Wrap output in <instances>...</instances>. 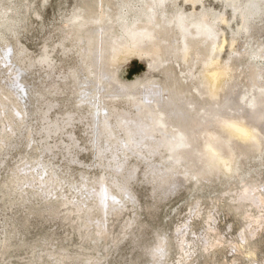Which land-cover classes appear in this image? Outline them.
I'll list each match as a JSON object with an SVG mask.
<instances>
[{"label":"rangeland","instance_id":"obj_1","mask_svg":"<svg viewBox=\"0 0 264 264\" xmlns=\"http://www.w3.org/2000/svg\"><path fill=\"white\" fill-rule=\"evenodd\" d=\"M216 110L259 145L217 133L232 161L202 173ZM259 112L264 0H0V264H264Z\"/></svg>","mask_w":264,"mask_h":264},{"label":"bare ground","instance_id":"obj_2","mask_svg":"<svg viewBox=\"0 0 264 264\" xmlns=\"http://www.w3.org/2000/svg\"><path fill=\"white\" fill-rule=\"evenodd\" d=\"M161 1H163V0H161ZM149 9H151V5H149ZM201 14H203V13H201ZM183 18H185V17L180 16V18L178 19L179 20L178 22L180 24L179 27H180V30L182 33L181 36L184 39L183 43H186V44H183V45H185L186 52H188V50H190L191 45H189V42L193 43V45L195 42L204 43L205 39L207 40V39L213 37V25L209 21H207L208 19L206 18V15H205V17L203 16L198 21L193 20V21H189V22H183V20H186ZM148 22H147V24H145L146 27H148ZM132 31H134L135 39L136 38H137V40L142 39V34H143V28L142 27H140L139 29H136V30H132ZM148 35L150 36L149 32H148ZM135 39L134 38L132 39V43L122 41V42H116L113 46L111 45L112 53H113V60H115L117 58V56L122 55V54L126 55V60H127V59L133 57L135 54L140 55V53H142L143 50H144V53H142V54H149L147 49L146 50L142 49L139 47V45L137 43H134ZM166 49H168V47H166ZM193 49L196 51V47ZM160 50H161V48L158 45L154 46V53L159 55ZM186 52H185V55L187 54ZM197 55L203 59V61L205 62L204 64L206 65L205 66L206 69L204 70V73H205L204 76H205V79L207 80V84L205 86V89H207L209 92H211L212 96H214V98H215V97H217V95H218L217 92L219 91L218 79L220 78V76L223 77V74H224L223 71L224 70H222L220 72V70H217L216 67H215L216 70L212 69L213 65H215L219 62L215 61L214 60L215 58L213 59L211 52H209L207 54L206 53L204 54L202 52H197ZM150 66H152V64ZM140 84H149V82H148V80L143 81V79H142L140 81ZM262 103H263V101H258L257 106L261 105ZM214 113H217V114H215V116H216L215 119L210 120L211 122H214L213 123L214 129H213V131L210 132L211 139H210L208 146L204 150L200 151L199 153L193 152L192 154H190V152L187 151L185 154L187 156V158L190 160H191V157L197 158V159L194 158V160H192V161H195V160H197V161L200 160L201 162L205 161L206 164H204V166L206 165V169L201 170L202 173H205L206 171H210L213 168H219L222 166L228 167V165L232 161V160H230V158L233 156L232 150L229 149V146H228V148H224V146H223V145H228V144L216 143L217 133H221L222 131L228 132L227 134L229 135L228 136L229 139H231L234 135L242 134V135H245V137H247L248 143L250 145H255V144L259 145V138H258L257 130L255 131V130L250 129L249 127L244 125L239 119H237V117L236 118H234V117H222V114L220 115L217 112V110ZM209 115H210V113L204 114L205 117L209 116ZM218 115H220V118L217 119ZM257 115H258V118H263L264 112H259ZM207 127H208L207 123H204L202 125L197 123L193 126L192 129L195 130L196 132H198L200 130L206 129Z\"/></svg>","mask_w":264,"mask_h":264}]
</instances>
